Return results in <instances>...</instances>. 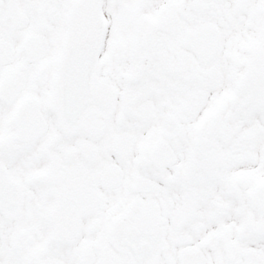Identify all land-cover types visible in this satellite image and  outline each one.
I'll return each instance as SVG.
<instances>
[{"label":"snow or ice","instance_id":"obj_1","mask_svg":"<svg viewBox=\"0 0 264 264\" xmlns=\"http://www.w3.org/2000/svg\"><path fill=\"white\" fill-rule=\"evenodd\" d=\"M0 264H264V0H0Z\"/></svg>","mask_w":264,"mask_h":264}]
</instances>
